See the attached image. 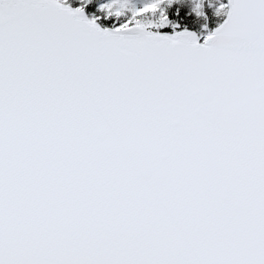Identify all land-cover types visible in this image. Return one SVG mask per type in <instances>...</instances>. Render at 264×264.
I'll return each mask as SVG.
<instances>
[{
    "label": "snow or ice",
    "instance_id": "6c2138e0",
    "mask_svg": "<svg viewBox=\"0 0 264 264\" xmlns=\"http://www.w3.org/2000/svg\"><path fill=\"white\" fill-rule=\"evenodd\" d=\"M0 264H264V0H0Z\"/></svg>",
    "mask_w": 264,
    "mask_h": 264
}]
</instances>
